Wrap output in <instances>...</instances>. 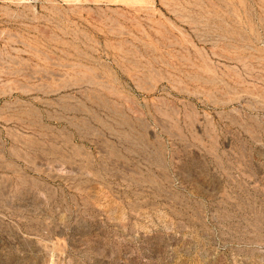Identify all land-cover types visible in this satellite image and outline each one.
Segmentation results:
<instances>
[{
	"label": "rangeland",
	"instance_id": "rangeland-1",
	"mask_svg": "<svg viewBox=\"0 0 264 264\" xmlns=\"http://www.w3.org/2000/svg\"><path fill=\"white\" fill-rule=\"evenodd\" d=\"M0 264H264V0H0Z\"/></svg>",
	"mask_w": 264,
	"mask_h": 264
},
{
	"label": "built area",
	"instance_id": "built-area-1",
	"mask_svg": "<svg viewBox=\"0 0 264 264\" xmlns=\"http://www.w3.org/2000/svg\"><path fill=\"white\" fill-rule=\"evenodd\" d=\"M26 1H28V2H34V1H36V0H26Z\"/></svg>",
	"mask_w": 264,
	"mask_h": 264
}]
</instances>
